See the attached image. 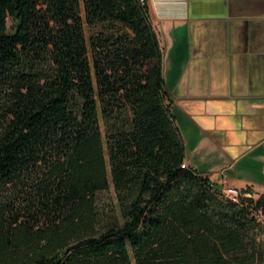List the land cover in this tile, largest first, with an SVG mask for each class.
Here are the masks:
<instances>
[{
	"label": "trees",
	"instance_id": "obj_1",
	"mask_svg": "<svg viewBox=\"0 0 264 264\" xmlns=\"http://www.w3.org/2000/svg\"><path fill=\"white\" fill-rule=\"evenodd\" d=\"M182 162L144 1L0 0V264H264V191Z\"/></svg>",
	"mask_w": 264,
	"mask_h": 264
},
{
	"label": "crops",
	"instance_id": "obj_2",
	"mask_svg": "<svg viewBox=\"0 0 264 264\" xmlns=\"http://www.w3.org/2000/svg\"><path fill=\"white\" fill-rule=\"evenodd\" d=\"M144 2L183 160L192 168L212 162L209 171L194 169L257 197L264 191V0Z\"/></svg>",
	"mask_w": 264,
	"mask_h": 264
},
{
	"label": "rangeland",
	"instance_id": "obj_3",
	"mask_svg": "<svg viewBox=\"0 0 264 264\" xmlns=\"http://www.w3.org/2000/svg\"><path fill=\"white\" fill-rule=\"evenodd\" d=\"M90 29H85V35L89 34ZM187 150V148H186ZM194 160L199 159L197 153H194L192 155ZM212 161H216V159L210 158ZM201 161V160H200ZM183 162H185L183 160ZM186 163V162H185ZM195 163V162H193ZM214 163L207 162V163H200L196 162L193 164L194 168H196L198 171H209L211 167H213ZM222 183V182H220ZM227 183V182H225ZM215 184V183H214ZM228 184V183H227ZM217 185V184H216ZM217 186H220L219 184ZM249 191V190H248ZM252 194L253 192L250 191ZM121 204H120V198L115 192L113 191L112 187L109 186V188L105 191L98 192L95 195L94 198V208L97 215V223L99 227L104 226L108 222H114V223H120L121 221ZM255 219L259 223L261 227V233L258 235V237L264 236V207L260 208L258 211L255 212ZM257 237V238H258Z\"/></svg>",
	"mask_w": 264,
	"mask_h": 264
},
{
	"label": "built area",
	"instance_id": "obj_4",
	"mask_svg": "<svg viewBox=\"0 0 264 264\" xmlns=\"http://www.w3.org/2000/svg\"><path fill=\"white\" fill-rule=\"evenodd\" d=\"M140 2H143L144 0H139ZM187 164L185 162H182V164L180 165V167H184ZM211 182V181H210ZM222 183H220L218 186L219 188V194L231 201V202H238L241 198H245V197H250V198H256V195L252 194L250 191L247 190H243L240 188H236L232 185H229L227 183H225V181H221ZM213 183V182H212Z\"/></svg>",
	"mask_w": 264,
	"mask_h": 264
}]
</instances>
